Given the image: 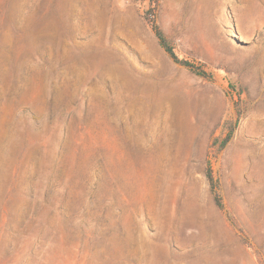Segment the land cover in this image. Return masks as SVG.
<instances>
[{
  "label": "rangeland",
  "instance_id": "rangeland-1",
  "mask_svg": "<svg viewBox=\"0 0 264 264\" xmlns=\"http://www.w3.org/2000/svg\"><path fill=\"white\" fill-rule=\"evenodd\" d=\"M251 5L0 0V264H264Z\"/></svg>",
  "mask_w": 264,
  "mask_h": 264
},
{
  "label": "trees",
  "instance_id": "trees-1",
  "mask_svg": "<svg viewBox=\"0 0 264 264\" xmlns=\"http://www.w3.org/2000/svg\"><path fill=\"white\" fill-rule=\"evenodd\" d=\"M152 28L153 31L157 37V39L159 40V44L160 46L165 50V52L170 56V58L177 64L180 65H184L186 67H189L187 62L181 61L177 55L175 54L174 50L170 47L166 37L164 36L163 32L161 31L160 27L158 26V24L155 21H152ZM202 76H205V73H202ZM206 178L207 181L209 183V186L211 188V191L214 193L215 195V200H216V204L218 206H220V199L217 195V186L214 180V176L212 173L211 168H208V171L206 173Z\"/></svg>",
  "mask_w": 264,
  "mask_h": 264
},
{
  "label": "bare ground",
  "instance_id": "bare-ground-1",
  "mask_svg": "<svg viewBox=\"0 0 264 264\" xmlns=\"http://www.w3.org/2000/svg\"><path fill=\"white\" fill-rule=\"evenodd\" d=\"M246 19L248 23L263 22L264 23V7L260 5L245 7Z\"/></svg>",
  "mask_w": 264,
  "mask_h": 264
}]
</instances>
